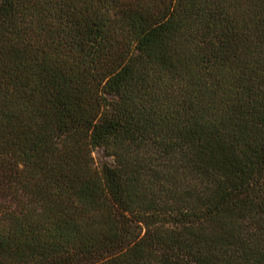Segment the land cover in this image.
<instances>
[{"label": "trees", "instance_id": "16d2710c", "mask_svg": "<svg viewBox=\"0 0 264 264\" xmlns=\"http://www.w3.org/2000/svg\"><path fill=\"white\" fill-rule=\"evenodd\" d=\"M0 264H264V0H0Z\"/></svg>", "mask_w": 264, "mask_h": 264}, {"label": "rangeland", "instance_id": "374dc122", "mask_svg": "<svg viewBox=\"0 0 264 264\" xmlns=\"http://www.w3.org/2000/svg\"><path fill=\"white\" fill-rule=\"evenodd\" d=\"M95 157H96V158H98V157H99V155H98V154H95Z\"/></svg>", "mask_w": 264, "mask_h": 264}]
</instances>
